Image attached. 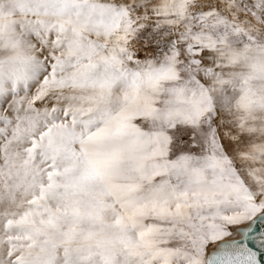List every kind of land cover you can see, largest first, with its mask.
<instances>
[{
	"label": "snow or ice",
	"instance_id": "6c2138e0",
	"mask_svg": "<svg viewBox=\"0 0 264 264\" xmlns=\"http://www.w3.org/2000/svg\"><path fill=\"white\" fill-rule=\"evenodd\" d=\"M0 264H264V0H0Z\"/></svg>",
	"mask_w": 264,
	"mask_h": 264
}]
</instances>
